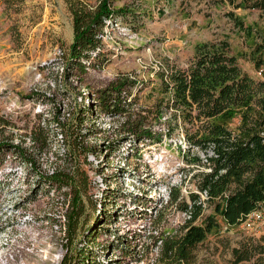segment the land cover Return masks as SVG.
Segmentation results:
<instances>
[{
    "label": "rangeland",
    "instance_id": "374dc122",
    "mask_svg": "<svg viewBox=\"0 0 264 264\" xmlns=\"http://www.w3.org/2000/svg\"><path fill=\"white\" fill-rule=\"evenodd\" d=\"M74 1L87 9L100 2L0 0V142H12L24 152L23 157L6 152L0 164V264H59L66 244L79 241L89 227L96 229L91 245L100 261L156 264L153 236L182 230L181 201L190 202V194L198 193V173L207 169L195 159L204 161L202 152H188L183 127L169 129L172 110L157 111V102L170 97L157 71L167 63L185 67L198 44L223 41L256 78L255 60L264 59V19L257 10L231 11L220 0H110L128 18L106 29L101 58L106 61L83 74H67ZM258 47L262 50L256 52ZM126 78L138 83L130 120L135 123L144 114L143 127L152 138L121 140L127 113H95L82 132L89 130L86 144L101 147L78 157L69 142L74 113ZM53 117H59V125ZM238 123V115L225 121L230 128ZM38 124L48 125L45 146L29 136ZM52 170H76V178H86L85 188L77 191L74 227L68 215L76 191L67 185L48 188L39 179ZM107 212L112 213L109 222ZM208 214L213 209L205 202L196 223ZM216 217L219 225L198 245L195 264H232L234 247L264 235L263 229L247 231ZM117 235L128 241L116 242Z\"/></svg>",
    "mask_w": 264,
    "mask_h": 264
},
{
    "label": "trees",
    "instance_id": "16d2710c",
    "mask_svg": "<svg viewBox=\"0 0 264 264\" xmlns=\"http://www.w3.org/2000/svg\"><path fill=\"white\" fill-rule=\"evenodd\" d=\"M227 1L234 8L259 9L264 19V0ZM70 12L74 37L69 46L65 69L67 74L73 70L83 74L90 67L103 65L105 59L102 61L101 58L104 44L100 34L104 26L128 16L122 9L111 7L110 0H100L93 9H87L79 1H74L71 3ZM228 15L235 19L232 12ZM261 50L258 47L256 52ZM262 64L264 59L255 60L256 68ZM157 75L161 89L165 93L170 92L168 99L157 102V111L172 110L167 121L170 124L169 129L173 131L175 127L182 126L188 152L199 150L205 155L204 161L198 156L195 157L201 162V166L207 168L199 171L196 184L199 191H207L206 202L212 207L213 214L206 215L202 222L196 223L203 210L198 193L190 194V202L181 201L180 208L189 210L191 216L185 220L179 233L161 232L153 236V246L157 249L155 263L195 264V250L198 245L219 225L216 215L227 224L237 225L247 213L264 201V82L244 71L238 64L237 56L228 51V44L223 41L216 44H198L194 57L185 67L167 63L166 67L157 71ZM132 84L134 86L128 89ZM137 85L136 81L129 78L122 79L120 83H113L100 91L97 98L91 97L88 105H79L74 113V125L69 130L70 149L74 154L86 158L88 152H96L101 147L86 144L89 130L82 132L85 122L93 121L95 113L109 116L127 113L122 123L126 137L121 140L128 142L131 135L142 141L152 138L143 127L146 118L144 114L135 123L130 120V99L133 91L137 90ZM234 115H238L239 123L235 128H230L225 121ZM53 119H56L57 125L60 124L59 117ZM29 136L32 142L41 139L45 146L49 137L48 125L38 124L31 129ZM8 151L24 156L18 145L2 141L0 164L3 155ZM75 173L76 170L68 173L52 170L49 174L39 175V179L48 188L67 185L76 191L71 199L68 215L69 226L73 227L77 224L80 206L77 191L81 187L85 188L87 184L85 177L78 179ZM106 214L104 220L109 222L107 220L112 213ZM102 216L103 214L100 217ZM88 231L90 227L79 241L73 243L71 239L66 244V251L59 264H113V260L98 259L97 251L91 245L97 236L96 229L87 234ZM114 240L118 243L128 241L124 235H117ZM115 245L112 243V246ZM231 253L232 264H264V235L260 241L246 242L240 247H234Z\"/></svg>",
    "mask_w": 264,
    "mask_h": 264
},
{
    "label": "built area",
    "instance_id": "2783aa9c",
    "mask_svg": "<svg viewBox=\"0 0 264 264\" xmlns=\"http://www.w3.org/2000/svg\"><path fill=\"white\" fill-rule=\"evenodd\" d=\"M108 25H105L103 28V32L100 34L101 39L106 37V29ZM255 76L257 79L264 82V64L260 65L258 68L255 69ZM135 90V89H134ZM135 91H133L134 95ZM264 134V133H263ZM199 195V202H202V206H204L208 195L206 190L198 191ZM186 219H189L191 216V212L189 210L185 211ZM243 226L247 231L251 230H262L264 231V201L259 204V206L249 213H247L241 220L240 224Z\"/></svg>",
    "mask_w": 264,
    "mask_h": 264
},
{
    "label": "crops",
    "instance_id": "0c3cea01",
    "mask_svg": "<svg viewBox=\"0 0 264 264\" xmlns=\"http://www.w3.org/2000/svg\"><path fill=\"white\" fill-rule=\"evenodd\" d=\"M220 1H221L220 3L227 4L231 8V11L238 10V9H248V10L251 9V10H257L261 15V11L259 9H256V8H234L233 5L230 4L227 0H220ZM194 54H195V52L192 55H190V57L186 60V65L194 57ZM237 61H238V64L241 66V68L244 71H246L247 73H249V69L246 68V66L241 63V60L239 58L237 59Z\"/></svg>",
    "mask_w": 264,
    "mask_h": 264
}]
</instances>
